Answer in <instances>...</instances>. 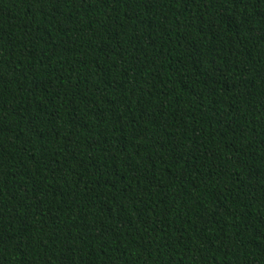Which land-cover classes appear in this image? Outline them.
Instances as JSON below:
<instances>
[{
  "label": "trees",
  "instance_id": "16d2710c",
  "mask_svg": "<svg viewBox=\"0 0 264 264\" xmlns=\"http://www.w3.org/2000/svg\"><path fill=\"white\" fill-rule=\"evenodd\" d=\"M0 264H264V0H0Z\"/></svg>",
  "mask_w": 264,
  "mask_h": 264
}]
</instances>
